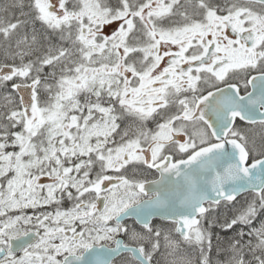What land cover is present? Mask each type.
Listing matches in <instances>:
<instances>
[{
    "label": "snow or ice",
    "instance_id": "1",
    "mask_svg": "<svg viewBox=\"0 0 264 264\" xmlns=\"http://www.w3.org/2000/svg\"><path fill=\"white\" fill-rule=\"evenodd\" d=\"M118 257L264 264V0H0V264Z\"/></svg>",
    "mask_w": 264,
    "mask_h": 264
},
{
    "label": "flooded vegetation",
    "instance_id": "2",
    "mask_svg": "<svg viewBox=\"0 0 264 264\" xmlns=\"http://www.w3.org/2000/svg\"><path fill=\"white\" fill-rule=\"evenodd\" d=\"M128 223H129V225H132V220H128ZM154 223H156V224H160V223H162V221L159 219V218H157L155 221H154ZM120 260H121V258H117V261H116V264H120Z\"/></svg>",
    "mask_w": 264,
    "mask_h": 264
}]
</instances>
